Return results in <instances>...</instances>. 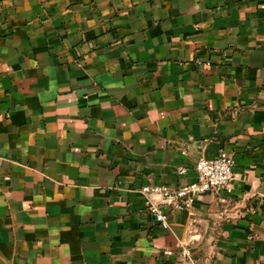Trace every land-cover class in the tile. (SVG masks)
Listing matches in <instances>:
<instances>
[{
  "label": "crops",
  "instance_id": "crops-1",
  "mask_svg": "<svg viewBox=\"0 0 264 264\" xmlns=\"http://www.w3.org/2000/svg\"><path fill=\"white\" fill-rule=\"evenodd\" d=\"M0 264H264V0H0Z\"/></svg>",
  "mask_w": 264,
  "mask_h": 264
},
{
  "label": "built area",
  "instance_id": "built-area-1",
  "mask_svg": "<svg viewBox=\"0 0 264 264\" xmlns=\"http://www.w3.org/2000/svg\"><path fill=\"white\" fill-rule=\"evenodd\" d=\"M198 65L202 63L196 60ZM207 64V63H206ZM185 154V152H182ZM234 160L231 155L220 151L213 159L199 158L194 165L195 180L181 184L172 189L166 186H143L140 189L147 205L148 212L154 218L155 223L163 230L169 228L168 212H188L192 209L197 197L204 194L219 195L221 192L230 193L229 187L232 180V167ZM178 176L185 177L187 171L181 168ZM158 198V202L155 201ZM165 251L164 255H169ZM183 261L189 262L192 258L190 249L183 248L179 252Z\"/></svg>",
  "mask_w": 264,
  "mask_h": 264
}]
</instances>
